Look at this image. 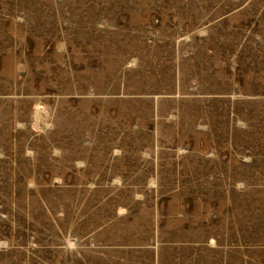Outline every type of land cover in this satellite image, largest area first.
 Returning a JSON list of instances; mask_svg holds the SVG:
<instances>
[{
    "label": "rangeland",
    "instance_id": "rangeland-1",
    "mask_svg": "<svg viewBox=\"0 0 264 264\" xmlns=\"http://www.w3.org/2000/svg\"><path fill=\"white\" fill-rule=\"evenodd\" d=\"M0 264H264V0H0Z\"/></svg>",
    "mask_w": 264,
    "mask_h": 264
}]
</instances>
